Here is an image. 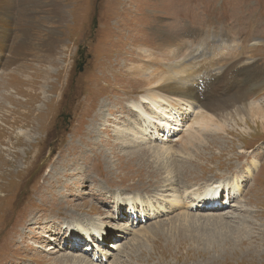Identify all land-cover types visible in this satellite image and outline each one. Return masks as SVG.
<instances>
[{
    "label": "rangeland",
    "instance_id": "rangeland-1",
    "mask_svg": "<svg viewBox=\"0 0 264 264\" xmlns=\"http://www.w3.org/2000/svg\"><path fill=\"white\" fill-rule=\"evenodd\" d=\"M12 5L4 31L5 57L0 60V264H56L53 259L62 254L96 264L115 259L119 264H264V131L259 122L255 125L246 119L247 127L235 117L221 132L200 127L197 137L201 140H190L196 143L190 157L175 151L181 138L199 128L197 120L192 122L200 109L193 110L187 103L181 111L167 106L166 110L178 111L177 120L182 115L185 126L169 128V132L163 128L167 139L155 133L157 126L148 129L153 135L144 136L147 140L138 145L139 150L148 151L142 165L137 162L144 160L132 163L125 158L122 143L127 133L117 140L114 133L124 119L123 129L127 125L131 129L125 106L129 101L142 104L151 116L145 121L152 120V112L163 116L146 100L139 101L146 83L128 70L147 59L141 48L153 49L160 36L179 46L180 58L187 56V44L194 45L196 52H208V59L200 64L189 61L194 68L186 71L194 74L193 85L218 67L233 64L230 70L223 68L220 77L229 71L223 81L231 77L237 90L242 80L235 71L238 67L264 68V0H12ZM210 35L215 39H209ZM21 41L25 48L19 55L13 49ZM82 44L89 59L75 76ZM203 67L208 70L199 72ZM252 93L249 90L248 101L254 98ZM160 100L158 104L166 103ZM102 114L105 119L99 120ZM164 116L174 124L173 118ZM160 143L171 148L169 158L171 154L182 163L184 169L174 176L187 187L205 190L206 182L224 183L229 178L239 183L235 195L220 191L224 205L216 213L223 215L230 228L247 224L248 234L210 249L202 241L188 240L189 234L178 224L166 222L182 208L176 206L178 202L168 211L172 187L161 191L168 188L162 186L165 174L154 172L162 171L161 164L154 168L151 157ZM244 147L250 150L249 158L242 153ZM251 159L259 162L258 167L247 174L246 163L249 166ZM240 164L244 170L238 168ZM129 196L138 198L131 213ZM185 198L193 200L189 194ZM150 204L158 206L159 212L152 214ZM89 217L93 224L87 222ZM62 223L80 236L81 250H70L75 238L64 227L60 229ZM118 244L122 247L116 248ZM49 245L56 249H48Z\"/></svg>",
    "mask_w": 264,
    "mask_h": 264
},
{
    "label": "bare ground",
    "instance_id": "bare-ground-1",
    "mask_svg": "<svg viewBox=\"0 0 264 264\" xmlns=\"http://www.w3.org/2000/svg\"><path fill=\"white\" fill-rule=\"evenodd\" d=\"M11 8H13L12 0H0V60H2V58L5 57V38L7 37V33L5 37L4 31H5V28L9 26V23H10V20L7 17L8 16L7 11ZM217 37L220 38V34H217ZM210 38L215 39L212 35L209 36V39ZM194 39L197 40L195 37ZM222 41L224 42L225 39H222ZM179 43L181 42H178V45ZM24 44H25L24 41L23 42L21 41L20 43H18V45L13 49V52L19 55L23 54L22 50L25 48ZM174 45L175 44H173V40H171L170 42L169 40L163 41L162 37L160 36L156 42V46H154L153 49L144 48L142 46L143 47L141 48L142 53L145 55H148L145 61L142 60L137 65L133 64L128 67V70L132 72L133 74L132 77L138 80L141 79L146 83L145 84L143 82L145 85L141 87L140 89L141 93L138 94L140 97L139 101L142 102L143 100H146L147 102L150 103V105L153 108L161 111L162 112L161 114L163 116L167 115L170 118H173L172 121L174 122V124H170L169 120L165 116H164L165 118L163 116H160L158 118L157 116L154 115L155 114L154 112H152L153 114L152 120L145 121L146 118H150L151 116H149L150 114L147 113L143 109V106L140 102L131 103L129 101L128 103H126L125 106L129 110L128 115L130 117L129 119L127 118L126 119L128 120V124L130 123V121H132L131 122L132 125H130L131 129L129 128L128 125H127V128L123 129V126L125 124V119H124L120 121V123L117 125L118 127L114 128V133L117 134V136H115L116 140L120 139L119 136H121L120 134L122 132L127 133V135L124 136L125 140L123 141L125 144L122 143V146L126 145L124 147L125 149L129 148L132 150L126 151L124 150V148L122 150L127 154L125 156L127 160L131 159L134 161L132 163H136L135 160H139V159L144 160L146 158V155L144 153L147 154L148 151L139 150L140 146L138 145H140L139 141L147 140L146 138H143L144 136H148V138H150L153 135L148 129L154 126H157V130L155 131V133H159V136L163 139L166 137H164L165 135L163 136L162 133L164 131L169 132V128H176L178 130H181L185 126L182 115L180 114L181 119L180 117H178V120H177L176 116H179L178 111L175 112V111H171L168 109L166 110L165 107L167 106L168 107L178 106L179 111L182 110V105H184L183 108H186L187 105H189L191 106L193 110L200 109V111H198L197 115L195 116L194 121L192 122V124L196 123L195 120H197L198 122L197 124L199 128L194 129L193 132L189 131V133L185 135L184 138H181L180 143H179L180 144L179 149L175 151V152H183V153L185 152L190 157L193 156L191 154L190 148L195 146V144L197 143L196 141L201 140L200 136L197 137V135L200 133L199 131H201L200 127H203L204 130L206 131L211 130L213 132H217V131L221 132L222 130L225 129V126H227V122H229L230 120H234L235 117H237L240 123L247 127H249V125H247L246 119L256 122L255 125L258 124L259 122L260 124L259 127L264 131V107H263L264 105V68L256 67L254 65L247 66V67L242 66L241 68L238 67L235 71H236V74H239V75L241 74L242 80H241V83L238 85L237 90L234 89L235 86H233V81L231 77L227 78L226 81L225 80L223 81V77H225L226 75L229 76L228 75L229 71L220 77V74H222L220 73L222 69L226 68L230 70L231 68H234L233 64L230 66H228V64H225L223 68L218 67L217 69H215L214 72H210L206 74V76L204 77V79L209 78V77H211L212 79L210 78H209L210 80L202 79V81L199 84L193 85L192 84L193 82L191 81L195 78L193 76L194 74L186 71L187 69L193 70L194 68L193 63H189V61L192 59L193 60L195 59L196 63L200 64L202 61L208 59L207 58L208 55L206 54L208 52L204 51V49H202V52H204L203 54L196 52L193 48L194 47L193 44H192L193 46H191L190 44H187L188 54L185 58H180L179 56L181 54L179 55L180 53V49H178L179 46L176 47L177 45L176 46ZM206 46L215 47L216 49V46H212L211 44H208L207 42H206ZM180 47H181V44H180ZM218 48L219 47H217V49ZM212 54L215 55L214 51ZM9 61L10 60H8V62ZM148 62H150V64H148ZM151 64L152 66H150ZM189 65H191L190 68H188ZM213 65L214 64H212L211 66ZM206 69L207 67L206 68L203 67V69H199L198 71L200 72V70H203L205 72ZM250 73H254L255 75H251ZM246 74L252 76L253 78L252 77L248 78V76L246 78L245 77ZM246 80L249 82V85L246 83ZM249 90L253 91L252 95L254 96V98L251 99L250 101L247 100V94L249 93ZM211 91L213 93H216V92L217 93L215 95H213L212 93V96H211L210 95ZM210 96L214 98V100H211ZM158 99H161L160 101L164 100L166 101V103L162 104V102H159L158 104L157 103ZM144 104L145 106H148L147 103H144ZM131 106L135 109V111H132L130 109ZM173 112L177 114H173ZM106 115L110 117L112 116L108 113ZM101 118L104 120L105 115L102 114V116L99 117V120ZM112 119H114V115L112 116ZM106 122H108V120H106ZM154 122H158L159 125L158 124L156 125ZM163 128H164V131H163ZM192 138L194 139L196 138V140ZM28 139L29 137L28 135H26L25 140L28 141ZM190 140L191 142L195 141L196 143L193 144L190 142ZM127 143H129V146H127ZM160 144L162 145H159L157 149L152 150L151 157H152V161L156 164L154 168H156L157 165L161 164L162 171L157 172L156 170L154 172L165 174L164 176H162V182H164L162 186L163 188L165 187H168V188L166 189L162 188L163 190L161 191L165 192L167 191V189L170 190L171 187L173 189V190L171 189L170 199L168 200L170 205L167 203L168 211H172L173 210L172 207H175L176 203L178 202H180V204L176 206L177 207L180 206L182 208V211L180 213L174 215L171 220L166 221V222H168L169 224L170 223L178 224L177 225L178 227L181 226L180 228L184 229L189 234L188 240H192V239L197 240V244L200 241H202L201 242L202 246L205 248L210 247V249L211 247H219L220 249L222 246L226 245L224 243H227V241L229 240L232 241L234 238L236 241V239L241 238V235L248 234V233H245V230L248 228L247 224L243 223V226L241 228L238 226L237 228H233V227L230 228L231 225L229 224V222L224 220L225 218L223 217V215L221 213H216V212H220L224 205V201L223 202L221 201L222 198L220 200L221 186L224 185V190H226V192H228L231 195H235V192H238L240 190L239 183L238 182L234 183V181H231V179L229 178L226 181H224V183L206 182V185H208V188L205 190L200 189L201 191L200 190L197 191V188L193 189V186L187 187L186 184L182 182V180L178 181L176 176H174L176 172H180L181 167L183 168V166H180V164L182 163H178L177 158L174 159L172 157L173 155L171 154L169 158L168 155L170 153L171 148L168 147L166 143H160ZM120 146H118V148L122 147ZM249 151L250 150H247V152ZM247 152L245 151V147H244L242 150V153L248 156L249 158V153ZM258 163L259 162L257 160L251 159L250 165L248 166L249 162H247L246 163L247 174H250L252 170L256 171L258 167L257 166ZM137 164L138 165L145 164V160L144 161L139 160ZM238 168L240 170L241 169L244 170L245 167L241 168V164H240V167ZM233 173H230V175H232ZM243 178L246 179L245 176ZM236 179L238 180L239 178L236 177ZM239 181L242 184L241 177ZM217 188L219 190H217ZM222 192L224 191L222 190ZM185 194H187V196L189 194V198H193V200L187 201L185 198ZM126 200L128 204L132 206V208L130 207V210H129V212L131 213V210L133 209L134 205H136L135 203L138 200V198L129 196ZM139 202H141V200ZM153 206L155 208V211H153L152 209ZM148 208L151 210L152 214H156L160 210L158 206L151 205V204L148 206ZM193 208L195 211H197L196 214H194V211H192ZM198 212H205V213L198 214ZM244 215L245 214H243L244 218L249 217V216H244ZM61 221H62V218H61ZM87 222L88 223L91 222L93 224L91 218L88 219ZM160 223L161 222L153 225L151 229L149 230V234L150 233L153 234V232L155 231L154 230L155 226L160 225ZM55 224L57 223H54V225ZM238 225L239 226L242 225V222L241 223L238 222ZM63 227L65 231L73 235L72 231L66 225L62 223V226L60 227V229L62 230ZM224 228L227 230V232L223 230ZM79 230L80 232L83 231L82 228ZM143 231L145 235L148 234V231H146L145 229ZM229 231L231 232L228 233ZM93 232L96 234L95 230ZM51 236L48 235L46 237L54 241V239H52ZM73 237L75 238V240L72 241L71 244L69 245L70 250L75 249V247H78V243H80V240H79L80 236L73 235ZM119 237H122V236H119ZM119 247L121 248L122 245L121 244H118V246L116 245V248H119ZM47 248L56 249V247H52L51 245H49ZM78 250H81V247H78ZM53 262H55L56 264H96V263L90 262L88 258L79 257L78 259L74 257L73 255H69V254H62L60 256H57L53 259ZM110 264H119V263L115 259L111 261Z\"/></svg>",
    "mask_w": 264,
    "mask_h": 264
},
{
    "label": "flooded vegetation",
    "instance_id": "flooded-vegetation-1",
    "mask_svg": "<svg viewBox=\"0 0 264 264\" xmlns=\"http://www.w3.org/2000/svg\"><path fill=\"white\" fill-rule=\"evenodd\" d=\"M85 39H87L86 41H88V37L85 38ZM85 51H86V45L82 44L81 46H79L78 55H77V59H76L75 66H74V75L75 76H77V73H82L83 72V70H84V68L86 66L87 60L89 59L88 53H86ZM65 104H64V106H67L68 102L65 103ZM62 109H61V112H59V116L60 117L65 116V114L63 112L64 110H62Z\"/></svg>",
    "mask_w": 264,
    "mask_h": 264
}]
</instances>
